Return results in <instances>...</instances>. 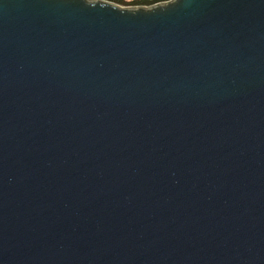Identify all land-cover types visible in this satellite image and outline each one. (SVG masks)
Segmentation results:
<instances>
[{"label":"water","instance_id":"95a60500","mask_svg":"<svg viewBox=\"0 0 264 264\" xmlns=\"http://www.w3.org/2000/svg\"><path fill=\"white\" fill-rule=\"evenodd\" d=\"M0 264H264V0H0Z\"/></svg>","mask_w":264,"mask_h":264},{"label":"trees","instance_id":"16d2710c","mask_svg":"<svg viewBox=\"0 0 264 264\" xmlns=\"http://www.w3.org/2000/svg\"><path fill=\"white\" fill-rule=\"evenodd\" d=\"M123 6H150L168 0H108Z\"/></svg>","mask_w":264,"mask_h":264}]
</instances>
